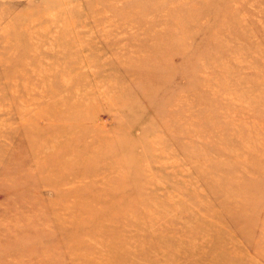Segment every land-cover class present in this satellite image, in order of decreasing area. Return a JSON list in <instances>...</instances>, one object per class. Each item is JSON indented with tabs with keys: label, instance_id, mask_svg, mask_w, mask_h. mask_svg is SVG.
<instances>
[{
	"label": "rangeland",
	"instance_id": "rangeland-1",
	"mask_svg": "<svg viewBox=\"0 0 264 264\" xmlns=\"http://www.w3.org/2000/svg\"><path fill=\"white\" fill-rule=\"evenodd\" d=\"M0 264H264V0H0Z\"/></svg>",
	"mask_w": 264,
	"mask_h": 264
}]
</instances>
